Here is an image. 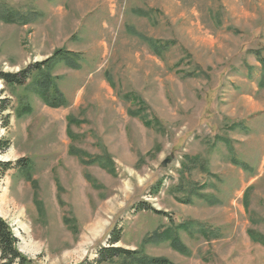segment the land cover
<instances>
[{"label":"rangeland","instance_id":"rangeland-1","mask_svg":"<svg viewBox=\"0 0 264 264\" xmlns=\"http://www.w3.org/2000/svg\"><path fill=\"white\" fill-rule=\"evenodd\" d=\"M2 8L30 22L0 19V73L34 77L58 49L80 62L52 67L68 102L59 108L30 80L0 77V217L32 264H87L115 229V246L177 264H264V244L251 238L264 235V0ZM101 155L110 168L89 162ZM186 221L197 229L180 230L189 255L145 242Z\"/></svg>","mask_w":264,"mask_h":264},{"label":"trees","instance_id":"trees-1","mask_svg":"<svg viewBox=\"0 0 264 264\" xmlns=\"http://www.w3.org/2000/svg\"><path fill=\"white\" fill-rule=\"evenodd\" d=\"M0 19L7 23L28 24L30 22L27 15L15 9L9 8L0 9ZM146 40L158 53L166 47L165 44H160L159 41H152L150 39ZM78 57L79 55L72 51L58 49L46 60L41 63H36L35 67L38 74L34 77H32V71H30V68L18 72V74L0 73V77L8 85L21 86L24 85L27 80H30L32 90L40 96L48 106L59 108L67 105L68 102L51 74L52 67L59 61L65 62L69 67L80 68V62L77 59ZM260 61L264 64L263 57L260 58ZM23 111L27 110L25 109ZM69 120L73 122V117L69 118ZM69 133L71 137L75 136L72 135L71 132ZM4 148L5 146H0L1 150ZM70 151L72 154H76L81 157L87 155L85 151L78 150L75 146H71ZM89 162H98L102 167L110 168L109 159L102 155L94 157L89 160ZM21 166L25 172H28L30 169L29 163ZM211 202H216V199H212ZM180 230L192 232V230L197 229L193 221H186L177 225H171L155 230L151 233V235L146 237L145 242H169L175 250L182 254L189 255L190 250L183 243L180 236ZM199 230H201L202 233H207L203 227ZM212 234L214 235L215 232H212ZM251 238L264 244V235L260 233L252 232ZM121 240L122 230L115 229L111 233L109 246L101 247L97 252V256L87 264H113L116 262H118V264H177L165 257H153L146 255L138 249L132 250L121 246H115V244ZM0 264H32V261L18 249V239L12 232L8 222L2 217H0Z\"/></svg>","mask_w":264,"mask_h":264},{"label":"water","instance_id":"water-1","mask_svg":"<svg viewBox=\"0 0 264 264\" xmlns=\"http://www.w3.org/2000/svg\"><path fill=\"white\" fill-rule=\"evenodd\" d=\"M166 163H167V161H165V162L163 163V165L165 166V165H166Z\"/></svg>","mask_w":264,"mask_h":264}]
</instances>
